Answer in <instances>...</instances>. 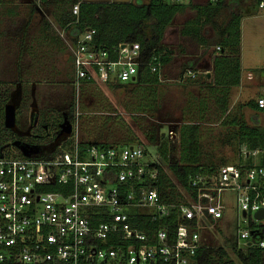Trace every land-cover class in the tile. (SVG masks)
<instances>
[{"label": "built area", "instance_id": "1", "mask_svg": "<svg viewBox=\"0 0 264 264\" xmlns=\"http://www.w3.org/2000/svg\"><path fill=\"white\" fill-rule=\"evenodd\" d=\"M259 8L264 9V0ZM72 14L78 16L79 5ZM2 19L0 4V29ZM95 35L93 29L76 37L59 32L74 71L70 134L40 142L30 128L19 127L17 118L16 130L7 129L5 108L11 98L2 115L0 79V264H203L200 252L221 247L212 238L222 233L225 191L236 192L242 218L235 256L248 249L264 256L261 149L244 146L237 162L209 178H193L197 197L187 196L175 207L163 202L155 186L160 163L148 140L138 145L83 141V89L135 82L141 62L139 44L109 52L94 43ZM195 78L187 71L179 82ZM257 104L263 109L264 98ZM17 141L39 152L25 156L14 146ZM172 209L176 221L171 226Z\"/></svg>", "mask_w": 264, "mask_h": 264}, {"label": "trees", "instance_id": "2", "mask_svg": "<svg viewBox=\"0 0 264 264\" xmlns=\"http://www.w3.org/2000/svg\"><path fill=\"white\" fill-rule=\"evenodd\" d=\"M260 2L261 0H254L253 5L259 8ZM39 3L40 7L44 9L46 7H54L56 13H52L53 20L69 36L76 37L86 29H93L96 31L94 43L109 52L118 48L121 44L137 43L140 45L141 62L136 81L125 84H113L107 87L110 91H124L126 97L129 96L133 106H137V111L135 112L139 113V115H127L130 119L128 121L124 115H118L115 110L113 111L115 115H102L100 118L88 117L81 110L82 139L88 145L106 143L138 145L141 144L142 138L148 140L157 149L156 155L160 164L156 165L159 169V176L155 186L165 204L175 206L185 203L187 196L196 198L197 188H193L191 185L193 178L197 176L209 178L216 174L220 167L237 162L241 148L244 146L250 151L261 149L263 153L260 156V164L264 166V127L259 125V115H255L256 124L251 126L246 123L243 115H234L233 117L226 115L229 108L230 90L238 87L241 80L240 53L243 13L237 11L239 7L238 0H210L204 6L193 7L184 2L171 3L169 0H148L147 2L138 0L137 3L39 0ZM0 4L3 6L4 0H0ZM75 5H79L78 16L72 14V9ZM188 8L196 12V17L181 28L180 36L195 41L200 47L205 49L208 47L214 48L211 53L213 73L208 87L213 94L221 92V95L218 94L216 96L215 94V104L219 107L220 116H224L221 126L231 129L228 131V142L231 146L234 143L236 155L233 161L224 160L223 162L222 160L220 164L205 160L206 154L199 140L201 128L198 124L183 127L181 128L183 156L178 165L171 167V172L176 179V181H173L165 172L163 166L169 154L168 141L166 139H171V137L168 134L164 136L161 131H158V127L150 130L146 124H148V119L154 116L156 112L160 111V115H162L166 104L168 91L162 89L161 85L164 83L163 80H165L164 70L166 66L171 64L174 56L173 50L164 44L166 31L172 25L174 19ZM225 9L228 10L230 16L228 21L223 22L220 18ZM207 27L213 30L212 39L207 36ZM41 42L48 45L50 51L66 50L63 40L59 35H55L52 32L49 24H46L42 30ZM218 48L219 50H217ZM32 56L31 52L25 53L24 49H22L19 56L16 57L15 55L9 74L16 76V85L25 87L26 84L31 85L34 83L30 81L38 75V68ZM67 57L72 73L70 76V88L72 89L74 101L70 104L67 113H61L53 122H50L49 129L51 133L43 132L40 142L57 137L59 126L64 121V115L72 120L75 113V93L72 85L74 71L68 53ZM20 59L22 60L19 65ZM17 71L19 72L17 73ZM204 78L206 79V76ZM0 79L2 84L1 114L3 115L4 106L10 102L13 91L7 85L4 86L3 80L5 79L1 78V71ZM195 83L198 82L196 81ZM99 89L101 88L97 86L83 89L82 100L88 97L86 96L88 91H99ZM31 100V91L29 89L23 90L17 106V115L23 114L25 106L28 108ZM186 103L184 105L186 107L181 109L184 113L183 115H186V110L189 111L187 112L188 115H192V103ZM249 106L256 112L264 113V108L260 109L257 103L250 102ZM103 112H106V110ZM82 125L84 128L87 126L88 130L84 131ZM88 126H91L96 132L101 129L109 132L118 127L116 129L118 134H115L117 137L111 134L106 139L90 140L86 135H90L94 131L91 132L92 130H89L90 127ZM8 135L12 136L10 133ZM241 162L243 160L240 159ZM251 162L246 161L245 163L249 165ZM170 217L171 219L168 222L172 226L176 221L175 209L171 210ZM172 220L175 221L173 222ZM200 253L203 264H234L229 257V253L221 247L211 248ZM238 258L241 264H264V256L259 250L255 249L239 252Z\"/></svg>", "mask_w": 264, "mask_h": 264}, {"label": "rangeland", "instance_id": "3", "mask_svg": "<svg viewBox=\"0 0 264 264\" xmlns=\"http://www.w3.org/2000/svg\"><path fill=\"white\" fill-rule=\"evenodd\" d=\"M82 1L88 3L138 2V0ZM250 3V0H238L239 7L237 8V11L243 13L241 21V78L243 90H241V95L244 100L254 99L258 101L264 98V9H260L256 5L251 6ZM40 6L37 0H4L2 6L3 19L0 29L1 78L8 81L7 86L13 91L12 93L20 89L22 97L23 90L29 89L32 95L30 106L28 108L25 106L23 114L21 113L17 116L18 124H24L26 119L34 113H38L42 118H47L50 122H53L61 113H67L70 104L74 101L72 89L70 88V76L72 73L67 62V50L50 51L48 45L41 42L42 30L46 24L51 26L55 35H59V32H61V29L52 18V13H56V10L54 7H46L44 9ZM249 6H251L249 10L245 11ZM229 16L228 10L225 9L220 20L226 22ZM206 31H209L208 38L212 39L213 30L207 27ZM176 43L175 34H168L164 44L172 48L174 56L172 63L166 66L163 74L165 80H163L164 83L161 88L168 91L163 114L161 113L162 115H160V111L156 112L154 116L148 119L149 125L146 124L150 130L158 127V131L162 133L173 132L172 136H170L171 139H166L168 141L169 154L166 163H163L165 172L173 181H176V179L171 172V167L178 165L183 156L181 148V128L183 127L193 124L199 125L201 128L199 140L206 154L205 160L220 164L222 160L223 162L224 160L233 161L236 155L234 143L231 146L228 142V131L231 129L221 126L224 116L188 115V110L185 111L186 115L181 114L180 108L186 107L184 106L187 104L186 102L193 103L192 96L196 89L187 88L186 86L182 88L179 81L185 75L186 67L182 65L179 59H181L180 56L182 54L187 53L189 50L196 53L200 46L190 39L186 43L178 44L179 46L175 48ZM22 49H24L25 53L31 52L33 54L32 58L38 68V75L30 81L34 83L31 85L26 84L25 87L16 85V76L9 74L15 55L16 57L19 56ZM201 50L203 51L201 61H203L205 66H208L207 62L212 58L211 53L214 48L208 47L205 49L201 47ZM21 60H19V65ZM196 81L204 82L206 79L202 75L197 76L195 79H188L186 82L192 84ZM86 96L89 98H83L80 106L88 117L100 118L102 115H115L113 113L114 110L118 115H124L128 121L130 119L127 115H139V113L135 112L137 111V106H133L129 96L126 97L124 91L115 92L107 88H101L99 91H88ZM92 101L93 103L91 104ZM104 110L106 112H103ZM231 116L233 117L234 115ZM243 117L248 125L256 124L255 115H243ZM261 118L260 123L259 119ZM258 121L259 125L264 127V115L258 116ZM88 127H90L89 130H92L91 132L94 131V133L86 135L90 140L106 139L111 134L114 136L118 134L116 133L118 127L109 132H105L103 129L96 132L91 126ZM82 128L84 131L88 130L87 126L84 128L82 125ZM149 151L154 155L157 154V149L154 146L149 147ZM223 203L224 217L219 223V231L222 230V233L212 238V242L223 247L229 253V257L234 264H241L233 252L238 245V229L242 221L236 192L225 191Z\"/></svg>", "mask_w": 264, "mask_h": 264}, {"label": "crops", "instance_id": "4", "mask_svg": "<svg viewBox=\"0 0 264 264\" xmlns=\"http://www.w3.org/2000/svg\"><path fill=\"white\" fill-rule=\"evenodd\" d=\"M143 1L147 2L148 0H143ZM209 1L210 0H183L182 2H184L187 5H191V7H193V6H204ZM250 1H251L250 4L252 6L254 3V0H250ZM37 2H39V0H37ZM170 2L174 3L176 2V0H170ZM251 6L247 7L245 11H248ZM195 17H196V12L192 10L191 8H188L184 13L178 15L174 19L172 25L167 29L165 38H164V43L166 42L167 36L170 33H173L176 36L177 43L175 45V48L176 46H179L178 44L186 43V41L189 40V38L181 37L180 30L186 23L195 19ZM176 22H177V25H176ZM206 32L208 36L209 31H206ZM202 56H203V51L201 50V47H199L196 53L190 52L189 50L187 51V53L182 54L180 56L181 59H179V61H181L182 65L186 67L185 74L187 73V71H193V69H196L193 71L196 73V77L202 76V75L206 76V81L198 82V83L193 82L192 84H188L187 82L185 83L180 82V83L182 85V88L186 86L187 88L192 87L193 89H196V92H194L192 96V102H193L192 103V108H193L192 115H221L219 112V107L216 106L215 104V98H216L215 94L216 96L218 94L221 95V92L219 91V93L216 92L213 94L212 91H210L208 87L210 83L209 80L212 78L213 62L211 59H209L207 62L208 66H205L203 64V61H201ZM240 59H241V75H242V46H241ZM241 90H243L242 89V78L240 80V85L230 90L229 108H228V112L226 115H259V116L264 115V113L256 112L249 106L250 102L257 103V101L254 99L244 100V97L241 95ZM235 107H236V110L234 111ZM180 111H181V114L183 115L184 113L182 112L181 108H180ZM261 120L262 118L259 119L260 123H261Z\"/></svg>", "mask_w": 264, "mask_h": 264}, {"label": "water", "instance_id": "5", "mask_svg": "<svg viewBox=\"0 0 264 264\" xmlns=\"http://www.w3.org/2000/svg\"><path fill=\"white\" fill-rule=\"evenodd\" d=\"M21 98V90L18 89L11 96V102L5 108V126L7 129L16 130V118H17V106L19 105V100ZM72 132V125L66 115H64V121L59 126L58 137L70 134ZM14 146L22 151L25 156H31L32 154H37L39 152L38 147H31L26 144H22L17 141ZM258 218L263 217V212L256 215Z\"/></svg>", "mask_w": 264, "mask_h": 264}, {"label": "flooded vegetation", "instance_id": "6", "mask_svg": "<svg viewBox=\"0 0 264 264\" xmlns=\"http://www.w3.org/2000/svg\"><path fill=\"white\" fill-rule=\"evenodd\" d=\"M18 125L22 128V130H28L30 128L32 135L36 138L37 141L40 140L43 132L51 133L49 129L50 121L47 118H42L38 113L30 115V117L26 119L24 124Z\"/></svg>", "mask_w": 264, "mask_h": 264}]
</instances>
